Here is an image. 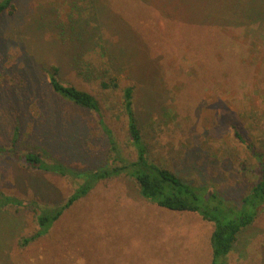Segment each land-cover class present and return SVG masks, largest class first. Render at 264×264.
Listing matches in <instances>:
<instances>
[{"label":"rangeland","instance_id":"374dc122","mask_svg":"<svg viewBox=\"0 0 264 264\" xmlns=\"http://www.w3.org/2000/svg\"><path fill=\"white\" fill-rule=\"evenodd\" d=\"M4 0H0V3ZM0 16V193L63 205L80 179L35 170L39 154L74 171L109 166L98 118L55 94L46 69L100 101L125 158L121 109L135 108L152 157L241 206L264 164V0H13ZM119 84L103 89L102 83ZM107 166V167H108ZM31 207L0 212V264H210L213 224L160 208L125 175L99 183L49 234ZM228 264H264V210Z\"/></svg>","mask_w":264,"mask_h":264},{"label":"trees","instance_id":"16d2710c","mask_svg":"<svg viewBox=\"0 0 264 264\" xmlns=\"http://www.w3.org/2000/svg\"><path fill=\"white\" fill-rule=\"evenodd\" d=\"M13 0L0 3V16L8 11ZM52 91L74 105L89 110L96 115L105 132L109 144V166L100 169L74 171L60 162L49 163L39 154L27 152L18 158L27 166L43 172L56 173L64 177L81 180L75 192L67 201L57 207L40 206L36 201H27L15 196L0 193V212L7 207H31L36 213L37 232L24 238L25 246L32 241L45 237L64 212L78 200L86 197L99 183L125 175L135 181L140 195L160 208L196 212L204 220L213 224L210 239L212 261L210 264H228L241 232L251 226L260 212L264 210V164H260L257 180L241 206H235L222 200L208 188L194 186L178 176L168 166L152 157L149 132L145 130L135 108V88L128 86L122 90L121 109L127 121V139L134 152L133 159L124 157L118 141L105 121L100 101L90 92L65 81L57 66L46 69ZM103 89H118L119 84L102 83ZM0 151L1 148H0Z\"/></svg>","mask_w":264,"mask_h":264}]
</instances>
